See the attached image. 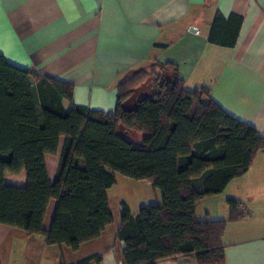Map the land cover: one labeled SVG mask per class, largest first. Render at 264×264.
Masks as SVG:
<instances>
[{"label": "trees", "instance_id": "obj_1", "mask_svg": "<svg viewBox=\"0 0 264 264\" xmlns=\"http://www.w3.org/2000/svg\"><path fill=\"white\" fill-rule=\"evenodd\" d=\"M242 21L217 11L209 41L234 46ZM150 64L158 71L149 78L144 67L131 72L118 84L115 110L107 112L67 109L63 101L72 100L73 84L0 55V223L78 250L114 221L108 189L121 173L147 180L162 194V203L134 214L121 202L117 239L125 243L124 264L180 255L198 264L225 263L223 236L228 221L245 216L243 202L228 199V219H202L197 205L250 169L264 135L229 114L208 87L187 90L175 63ZM61 145L51 179L46 154H57ZM23 170L24 185L6 183L8 174ZM102 260L97 253L72 264ZM61 264L69 263L62 257Z\"/></svg>", "mask_w": 264, "mask_h": 264}, {"label": "crops", "instance_id": "obj_2", "mask_svg": "<svg viewBox=\"0 0 264 264\" xmlns=\"http://www.w3.org/2000/svg\"><path fill=\"white\" fill-rule=\"evenodd\" d=\"M217 11L243 17L232 47L208 39ZM0 55L73 84L72 100L63 101L67 109L107 112L115 110L118 84L131 72L156 60L172 62L187 90L208 87L229 114L264 135V0H0ZM61 148L46 154L51 179ZM229 198L243 202L245 216L228 221L224 264H264V149L223 193L201 200L197 215L228 219ZM122 201L116 203L118 217L110 201L114 221L78 250L0 223L2 264H61L62 257L72 264L97 253L100 264H124L125 243L117 239ZM156 264L198 263L180 255Z\"/></svg>", "mask_w": 264, "mask_h": 264}, {"label": "rangeland", "instance_id": "obj_3", "mask_svg": "<svg viewBox=\"0 0 264 264\" xmlns=\"http://www.w3.org/2000/svg\"><path fill=\"white\" fill-rule=\"evenodd\" d=\"M143 69L149 75L148 78L158 71V69L151 64L144 67ZM149 83L150 82L148 81L144 85L142 88L143 90H141L142 92L149 90ZM130 137L137 141L142 138V133L131 132ZM22 176L24 179V185L26 183L25 171L22 172V175L8 174L6 176V183L20 185L19 182L21 181ZM116 180V184L110 190H108V196L113 204L116 217H118L116 203L118 205V203H120L119 201L121 200L127 202L133 214L137 213L139 208L143 205L162 203V194L160 190L154 188L153 185L147 180L131 178L121 173H116ZM201 207L202 206H200V211Z\"/></svg>", "mask_w": 264, "mask_h": 264}]
</instances>
